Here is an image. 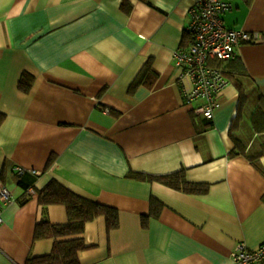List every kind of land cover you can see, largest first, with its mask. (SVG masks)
<instances>
[{
	"label": "crops",
	"instance_id": "crops-1",
	"mask_svg": "<svg viewBox=\"0 0 264 264\" xmlns=\"http://www.w3.org/2000/svg\"><path fill=\"white\" fill-rule=\"evenodd\" d=\"M196 1L0 0V181L13 196L0 264L51 253L54 238L35 239L51 181L118 213L116 229L103 215L85 224L80 264H230L238 243H264V155L247 156L264 134V0H228L225 26L260 41L225 64L212 121L184 104L173 59ZM174 173L200 188L148 177ZM46 214L68 221L61 204Z\"/></svg>",
	"mask_w": 264,
	"mask_h": 264
},
{
	"label": "built area",
	"instance_id": "built-area-1",
	"mask_svg": "<svg viewBox=\"0 0 264 264\" xmlns=\"http://www.w3.org/2000/svg\"><path fill=\"white\" fill-rule=\"evenodd\" d=\"M233 10L228 0H197L189 9L187 46L179 47L173 53L175 65L180 69L177 83L185 105L193 112L212 121L220 108L219 97L229 85V80L220 68L213 67V61H232L238 48L244 43L260 41L258 32L228 28L223 17ZM18 175L25 170L16 168ZM34 173V172H33ZM35 195L30 187L25 196ZM13 203V196L0 181V223L5 207ZM230 264H264V243L256 250H249L245 243H238L233 249Z\"/></svg>",
	"mask_w": 264,
	"mask_h": 264
},
{
	"label": "trees",
	"instance_id": "trees-1",
	"mask_svg": "<svg viewBox=\"0 0 264 264\" xmlns=\"http://www.w3.org/2000/svg\"><path fill=\"white\" fill-rule=\"evenodd\" d=\"M184 36L185 38L181 44V48L187 46L188 43V35L186 32ZM229 62L231 61H213L211 65L220 68L224 76H226L225 64ZM150 65V62L147 63V67L143 71V74H141L142 79L144 77L147 79L152 73L156 74V71L152 69ZM149 71H151L150 74ZM245 80L246 79L242 77L235 79L234 83L241 92H245ZM20 84L24 89H27L29 86L26 74L21 78ZM152 84L153 83L151 82L150 85ZM261 115L263 116L264 114L258 109L254 113V116L257 118H260ZM259 138L262 141H258ZM256 141L260 145V150L258 152L249 151V154L247 155L251 158L253 163L256 162L259 157L264 155V134H261ZM148 177L151 181L160 182L175 190L193 192L200 188L188 183L185 175L182 173ZM18 182L25 189H28L32 185V182H26L24 178ZM38 196L39 202L43 207V215L36 226L35 239L54 238L55 243L50 254L38 258H29V264H80L79 252L86 248L81 235L84 232L85 224L87 222L103 215L107 217L109 229H116L118 227V213L116 209L79 196L59 185L57 182L51 181L45 188L38 192ZM55 204H61L66 207L68 214V221L66 224L52 225L48 221L46 208L49 205Z\"/></svg>",
	"mask_w": 264,
	"mask_h": 264
},
{
	"label": "rangeland",
	"instance_id": "rangeland-1",
	"mask_svg": "<svg viewBox=\"0 0 264 264\" xmlns=\"http://www.w3.org/2000/svg\"><path fill=\"white\" fill-rule=\"evenodd\" d=\"M258 141H262V140L259 138Z\"/></svg>",
	"mask_w": 264,
	"mask_h": 264
}]
</instances>
